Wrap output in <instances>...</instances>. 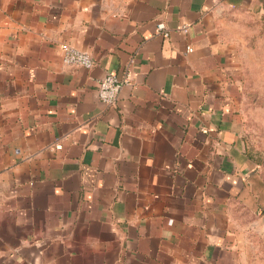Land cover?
Returning <instances> with one entry per match:
<instances>
[{
  "label": "crops",
  "instance_id": "crops-1",
  "mask_svg": "<svg viewBox=\"0 0 264 264\" xmlns=\"http://www.w3.org/2000/svg\"><path fill=\"white\" fill-rule=\"evenodd\" d=\"M263 17L264 0H0V264H239L256 164L236 76ZM108 73L127 78L114 104Z\"/></svg>",
  "mask_w": 264,
  "mask_h": 264
},
{
  "label": "rangeland",
  "instance_id": "rangeland-1",
  "mask_svg": "<svg viewBox=\"0 0 264 264\" xmlns=\"http://www.w3.org/2000/svg\"><path fill=\"white\" fill-rule=\"evenodd\" d=\"M247 23L235 107L256 168L236 210L239 264H264V17Z\"/></svg>",
  "mask_w": 264,
  "mask_h": 264
},
{
  "label": "built area",
  "instance_id": "built-area-1",
  "mask_svg": "<svg viewBox=\"0 0 264 264\" xmlns=\"http://www.w3.org/2000/svg\"><path fill=\"white\" fill-rule=\"evenodd\" d=\"M159 29H163L162 24H159ZM183 31L187 30V25L181 28ZM168 35V32H165ZM188 51H191V46H188ZM61 54L63 61L69 65L81 66L84 68H92L95 64L93 56L85 51L73 46L69 43L61 45ZM127 78H119L118 76L108 73L97 82V94L99 99L106 104H114L119 97L120 90ZM58 148L60 144L56 145Z\"/></svg>",
  "mask_w": 264,
  "mask_h": 264
}]
</instances>
